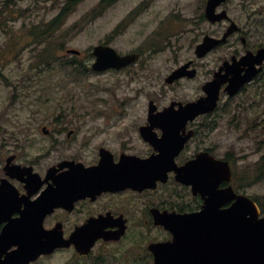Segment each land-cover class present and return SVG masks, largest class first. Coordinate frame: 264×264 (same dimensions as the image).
<instances>
[{
    "label": "flooded vegetation",
    "instance_id": "af4514ba",
    "mask_svg": "<svg viewBox=\"0 0 264 264\" xmlns=\"http://www.w3.org/2000/svg\"><path fill=\"white\" fill-rule=\"evenodd\" d=\"M121 1L114 0L111 8ZM158 1L143 0L131 7L127 12L130 17L124 18L118 33L125 24L131 27L141 13L152 12ZM192 4L193 53L179 59L172 73L184 67L185 75L168 86L194 83L195 97L173 96L168 103L155 98L148 103L143 119L8 120L0 135V202L15 209L0 223V234L7 223L29 219L25 216L31 210L34 213L40 202H66L65 207L45 216L47 230L61 224L69 239L91 220H100L98 228L106 233L125 229L119 241H97L90 255L81 257L84 264H93L94 258L112 264H135L136 259L139 264H153L148 245L173 237L156 220L202 209L206 192L195 193L176 172L202 154L203 162L210 164V158L226 161L232 170L233 161L229 154L219 158L211 148L200 147L205 134L215 133L219 109L195 119H184L190 116L181 110L203 97L204 86L217 74L227 81L221 98L228 80L249 71L258 74L242 91L264 82V55L257 56L264 54V0H191L182 6L177 0L169 1L163 10L170 18L162 19L157 10L152 13L151 23L161 31L158 36L163 38L176 20L189 23V18L175 10H190ZM163 24L168 26L164 32L160 30ZM152 41L161 44L159 38ZM213 41L223 42L204 47ZM135 52L140 60L128 68L144 59L142 51ZM178 114H183L181 119ZM183 141L186 143L180 149ZM234 181L231 184L237 192ZM228 185L223 182L219 189ZM159 232L161 238L155 236ZM68 250L75 251L74 247Z\"/></svg>",
    "mask_w": 264,
    "mask_h": 264
},
{
    "label": "rangeland",
    "instance_id": "374dc122",
    "mask_svg": "<svg viewBox=\"0 0 264 264\" xmlns=\"http://www.w3.org/2000/svg\"><path fill=\"white\" fill-rule=\"evenodd\" d=\"M142 1L122 0L99 16L100 0H81L67 11L50 39L42 40L37 37L40 29L47 28L70 0H0V135L10 119H143L148 103L155 98L168 103L173 96L195 97L194 83L168 86L165 81L180 64L179 59L193 53V4L190 10H175L189 18V23L176 20L170 30L163 24L160 30L168 28L163 38L151 23L152 13L157 10L162 19L170 18L163 9L173 0H159L152 12L141 13L131 27L125 24L118 33V26L130 17L129 9ZM177 2L182 6L191 0ZM157 38L160 45L152 41ZM105 42L125 54L142 51L144 59L117 72L78 73L91 70V51ZM68 49L83 54L76 59L67 54ZM74 60L78 65H68ZM263 85L249 87L234 98L223 96L214 118L215 133L205 134L200 147L211 148L219 158L229 154L237 189L259 199L264 209ZM161 235L155 233L157 238ZM75 260L74 251L68 250L35 264H71Z\"/></svg>",
    "mask_w": 264,
    "mask_h": 264
},
{
    "label": "water",
    "instance_id": "95a60500",
    "mask_svg": "<svg viewBox=\"0 0 264 264\" xmlns=\"http://www.w3.org/2000/svg\"><path fill=\"white\" fill-rule=\"evenodd\" d=\"M219 43L213 41L211 46L205 44L204 47L212 48ZM67 52L80 54L77 50ZM93 55L96 60L92 69L97 72L120 70L139 59V55L134 54L121 57L108 46H96ZM256 74L251 71L244 77L228 80L225 92L229 96L237 95ZM181 76L178 71L168 82ZM226 82L217 74L204 87L207 95L184 107V111L191 118L215 111L221 87ZM202 155L180 169L178 177L185 175L182 181L193 186L195 193L206 192L204 195H208V198L205 199L203 210L192 215L156 220V224L164 226L174 238L171 242L149 245L154 255V264H264V217H260L258 205L244 195H237L231 186L219 190L221 183L231 181V169L228 163L213 158L209 159L210 164L205 163L200 158ZM231 201L234 203L223 209ZM65 205L66 202H40L34 207V213L31 210L25 216L29 219L6 225L0 235V264H31L42 255H50L57 249L69 248L71 245H75L79 254L88 255L97 240L120 239L121 233L102 232L97 220L78 229L70 239L64 238L61 224L47 231L43 226L45 216ZM14 209V206L0 202V223ZM12 247L17 249L9 251Z\"/></svg>",
    "mask_w": 264,
    "mask_h": 264
},
{
    "label": "trees",
    "instance_id": "16d2710c",
    "mask_svg": "<svg viewBox=\"0 0 264 264\" xmlns=\"http://www.w3.org/2000/svg\"><path fill=\"white\" fill-rule=\"evenodd\" d=\"M81 0H70V3L66 6V7H64L63 9H62V11H61V13L56 17V19L54 20V21H52L49 25H48V27L47 28H45V29H40V32L37 34V37L38 38H46V39H50V34L53 32L52 30L53 29H55L56 31L58 30V26L60 25V23H61V20H62V18L64 17V16H66V14H67V11H69L70 9L71 10H73L74 9V7L80 2ZM103 3H106L105 5H104V8L105 7H107V6H109V5H111L113 2L111 1V0H103L102 1V4ZM43 40V39H42ZM78 62L76 61H72V62H70V63H68V65H70V66H73V65H78L77 64ZM77 70V69H76ZM79 71V70H78ZM228 159H230L229 157H228ZM259 179V175L256 177V178H254L252 181H251V183H255L257 180ZM239 182H241L242 183V185H244L245 183L243 182V179H239ZM248 186H250V185H252V184H247ZM256 202H258L260 205H261V201L259 200V199H257V198H255L254 199ZM262 206V205H261ZM263 207V206H262ZM137 263L138 262H140V261H136Z\"/></svg>",
    "mask_w": 264,
    "mask_h": 264
}]
</instances>
